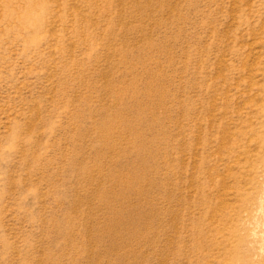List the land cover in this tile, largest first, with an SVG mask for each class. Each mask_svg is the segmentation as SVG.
I'll return each instance as SVG.
<instances>
[{"label": "rangeland", "instance_id": "obj_1", "mask_svg": "<svg viewBox=\"0 0 264 264\" xmlns=\"http://www.w3.org/2000/svg\"><path fill=\"white\" fill-rule=\"evenodd\" d=\"M263 188L264 0H0V264H264Z\"/></svg>", "mask_w": 264, "mask_h": 264}, {"label": "bare ground", "instance_id": "obj_2", "mask_svg": "<svg viewBox=\"0 0 264 264\" xmlns=\"http://www.w3.org/2000/svg\"><path fill=\"white\" fill-rule=\"evenodd\" d=\"M261 165H262V164H261ZM262 174H263V173H262ZM259 179H260V178H259ZM261 188H262V187H261ZM263 189H264V188H263ZM263 189H262V190H263ZM263 194H264V193H263ZM261 196H263V195H261ZM259 198H260V197H258V199H259ZM259 202H260V201H259ZM252 203H253V202H252ZM256 206H257V208L259 207L260 209L264 207V206H262V205H261L260 203H258V202L256 203ZM254 211H255V210H254ZM259 212H260V211H259ZM261 212L263 213V211H261ZM257 213H258V211H257ZM258 218H259V217H258ZM251 219H252L251 221H253V218H251ZM259 219H260V218H259ZM254 223L257 225L259 222H258V220H257V222H254ZM256 225H255V226H256ZM259 225H260V224H259ZM259 225H258V226H259ZM253 227H254V225H253ZM260 227H261V226H260ZM261 228H262V227H261ZM251 230H252V229H251ZM254 231H256V230H254ZM257 231H258V229H257ZM251 232H253V231H251ZM258 232H259V231H258ZM259 233H260V232H259ZM262 239H263V238H262ZM260 240H261V239H260ZM259 243H260V242H259ZM262 243L264 244V241H263V240H262ZM256 244H257V243H256ZM257 246L259 247V244H258ZM262 248H264V246H263ZM262 248H261V249H262ZM258 252H259V251H258ZM260 252H261V251H260Z\"/></svg>", "mask_w": 264, "mask_h": 264}]
</instances>
